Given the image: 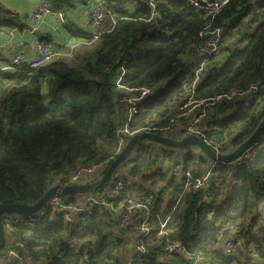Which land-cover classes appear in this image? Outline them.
I'll return each mask as SVG.
<instances>
[{
  "label": "trees",
  "instance_id": "obj_1",
  "mask_svg": "<svg viewBox=\"0 0 264 264\" xmlns=\"http://www.w3.org/2000/svg\"><path fill=\"white\" fill-rule=\"evenodd\" d=\"M102 1L104 18L97 40L89 42V34L74 33L77 41L93 46L91 51L84 46L75 64L57 58L37 70L25 66L0 73V204L38 201L48 187L66 181L75 162L113 160L117 130L123 122L119 102L123 90L114 79L123 60L127 71L124 86L156 88L141 103L130 131L159 134L152 128L178 116L183 79L193 68L183 56L192 55L211 18L185 0ZM46 2L52 14L67 18L88 0ZM211 24L223 27L227 37L238 34L236 41L246 43L244 47L234 44V48L229 43L231 49L222 50L225 58L209 61L195 100L259 85L248 108L238 99L219 101L203 123L224 149L233 150L264 118V1L227 0ZM6 28L23 32L30 26L0 1V32ZM39 40L49 43L51 36L45 33ZM260 136L251 159L236 168L218 162L198 191L191 187L183 191L185 178L170 177L168 171L182 158L184 169L193 178L202 177L206 157L186 147L175 151L149 142L137 144L133 155L104 186L117 177L126 180L114 206L127 193H152L151 213L160 220L170 215L165 227L168 239L182 243L191 253L201 252L202 259L210 256V264H264V250L257 259L242 250L234 257L217 251L232 226L238 225L244 237L264 226V132ZM73 196L65 199L74 202ZM77 219L68 211L49 207L34 225L17 227L14 235L27 244L28 255L37 264H125L130 251L126 240L132 230L113 231L116 216L98 205L80 224ZM151 225L158 228L159 221L154 218ZM211 245L214 254L209 251ZM145 252L135 264H193L194 260L160 252L154 246Z\"/></svg>",
  "mask_w": 264,
  "mask_h": 264
},
{
  "label": "built area",
  "instance_id": "obj_2",
  "mask_svg": "<svg viewBox=\"0 0 264 264\" xmlns=\"http://www.w3.org/2000/svg\"><path fill=\"white\" fill-rule=\"evenodd\" d=\"M149 1L153 2L154 0ZM185 1L204 11L206 15L211 18V22L214 15L227 2V0ZM125 2L126 1H122L120 4H125ZM84 9L88 10V23L91 27V31L85 32L86 35L89 34V37H91L87 41H95L98 37L97 32L100 28V23L104 18L103 1L88 0ZM32 10L33 11L29 16L30 32L42 23L46 15L51 14L46 0H38L36 6ZM153 14L154 11L152 12V15ZM53 15L62 19L61 15ZM211 22L208 27L200 32V41L195 46L192 55H190V57L188 55L183 56L184 60L192 62L193 68L183 79V97L176 106V110L179 111L178 116L171 119L168 124L154 127L152 129L158 132L160 131V135L174 139H178L182 136H198L206 142L213 152L227 154L232 150L224 149L222 141L218 140L217 137H214L213 132H206L203 128V123L206 121L208 115L213 112L215 104L219 101L232 102L238 99L242 101L244 107L248 108L259 92V85L252 83L245 90L234 88L228 93L218 94L210 99L195 100L194 96L196 87L209 64V61L214 58L220 59L223 53L222 50L227 44L225 43V40L229 37L225 34L223 27L212 25ZM77 42L78 41L75 40V38L71 36L67 37L63 42L64 48L60 49L59 47L51 45L46 40L43 41L37 38L32 47L33 57L28 58L22 51H15L6 60L2 62L0 61V73L6 74L7 72L15 71L17 68L25 66L37 70L43 68L57 58L72 59L79 47ZM87 43L88 42H86V44ZM57 45L61 46V44ZM1 51L2 48L0 47V52ZM125 65V60L120 62V66L116 70L114 79L116 86L123 90V94L119 99L121 104L120 113L122 114L123 122L116 134L118 140L116 155L122 150L128 139L134 135V133L130 131V125L136 117L141 103L144 99L149 98L156 90L155 87L149 85L139 86L138 88L124 86L122 79L127 74ZM256 145H254L253 148L244 151L240 157L235 159V161L225 164L231 165L234 168L238 167L243 161L249 160L254 156L253 153ZM190 150L193 152L195 149L192 148ZM132 155L133 154H131L130 157ZM195 155L198 156V154ZM218 162L220 161H210L203 176L193 178L190 171L184 169L183 159L180 158L179 161L169 169L168 175L173 178L179 175L185 178L183 191L190 187L193 191H198V189L205 184L211 171L215 168ZM109 163V160H103V162L100 163L90 162L84 165L75 162L71 173L66 177V181L59 184L66 186L69 184L88 182L83 181L87 178L98 176ZM125 184L126 180L124 178L117 177L115 181L105 185L100 191L77 195L81 198L74 202H70L65 198L52 197L38 212L28 218L15 213L2 214L0 216V221L6 238L5 247L0 251V263L6 264L12 260L17 264H37L32 256L28 255L27 244L14 235V230L17 227L29 228V226L34 225L37 218L43 215L49 207H52L56 212L68 211L78 218V222L80 221L78 224H80L81 221L86 220L88 215L91 214L92 208L95 205H98L103 208H108L116 216V225L112 228L113 231L118 232L119 229L124 228L132 230L131 235L126 240L130 251L127 257H125V264H135L141 255L146 253L145 251L148 246H154L160 252L164 251L170 254H173L172 251L177 252L179 254L178 256L182 255L185 259L191 260L194 258L193 264H197L202 257L201 252L191 253L182 243L172 242L168 239V233L166 232L165 227L170 215L166 216L163 220H160L155 214L151 213V205L155 197L152 193H148L144 190L138 191L137 193H127L124 195L125 197L119 205H113V200L116 198V195L123 192ZM178 202L179 199L176 201V204ZM174 208L171 209L170 213ZM154 218L159 221L158 228H153L151 225V221ZM81 227L82 226L80 225L78 230H80ZM228 232L229 234L224 238L221 248H219L224 254L234 257L242 250L247 252L251 257L257 259L259 251L264 250V226L257 227L254 232L247 234L246 237H244L243 232L238 225L237 227L232 226ZM250 238H253L254 241ZM9 240L11 243L7 246L6 241Z\"/></svg>",
  "mask_w": 264,
  "mask_h": 264
},
{
  "label": "water",
  "instance_id": "obj_3",
  "mask_svg": "<svg viewBox=\"0 0 264 264\" xmlns=\"http://www.w3.org/2000/svg\"><path fill=\"white\" fill-rule=\"evenodd\" d=\"M243 30L246 31L245 27ZM33 35H35L38 39H42L43 35L39 32V30L34 29L32 31ZM264 132V118L257 125L251 135H249L243 143L236 146L234 150L227 154L215 153L213 150L206 144V142L198 137V136H182L178 139L168 138L163 135H157L148 131H140V133H136L132 135L127 143L123 146L122 150L113 158V160L103 169V171L95 177L94 180L88 181L81 184H69L66 186H62L60 184L52 185L47 188V191L40 197V199L32 204H0V216L2 214H10L15 213L19 214L25 218L35 214L38 212L52 197L66 198L69 195H83L85 193H92L99 190L104 186L109 180L113 173L119 168L124 160L131 154H133L134 149L137 144H141L142 142L154 143L158 146H163L167 149L175 150L182 148L196 149L202 153V156L206 157L210 161H220L224 163H231L235 161L240 155L250 149L253 148L254 145L258 143V139L261 137L260 135ZM5 233L3 226L0 221V251L5 247ZM129 247V246H128ZM172 253L176 256L179 254L177 252L172 251ZM256 259V258H255Z\"/></svg>",
  "mask_w": 264,
  "mask_h": 264
},
{
  "label": "crops",
  "instance_id": "obj_4",
  "mask_svg": "<svg viewBox=\"0 0 264 264\" xmlns=\"http://www.w3.org/2000/svg\"><path fill=\"white\" fill-rule=\"evenodd\" d=\"M4 6L8 9L15 11L20 19L25 20L29 23V16L32 13V9L36 6L38 0H0ZM87 9L83 6L77 8L67 18L59 19L52 13L44 17L42 23L37 26V30L44 35L45 33L51 36V45L63 49V42L67 37H74V33L77 32H89L91 27L88 23ZM37 37L30 32L29 29H25L23 32L18 31L15 28H6L0 32V61L6 60L15 51H22L26 57H33V44ZM76 40V39H75ZM48 42V41H47ZM78 43V42H77ZM61 44V46L57 45ZM80 45V44H78ZM81 47V46H80ZM121 114V113H120ZM122 118V114H121ZM184 151L181 152V154ZM193 153L198 154L195 150ZM210 164V160L205 165L206 167ZM75 200L81 198L74 195ZM10 240L6 241V245L10 244Z\"/></svg>",
  "mask_w": 264,
  "mask_h": 264
},
{
  "label": "rangeland",
  "instance_id": "obj_5",
  "mask_svg": "<svg viewBox=\"0 0 264 264\" xmlns=\"http://www.w3.org/2000/svg\"><path fill=\"white\" fill-rule=\"evenodd\" d=\"M239 36H238V34H229V37L225 40V43H227L226 44V47L228 46L229 48H230V44L232 43V46L234 45V44H237V46L236 47H244L245 46V40H243V41H236L237 40V38H238ZM239 42V43H238ZM230 43V44H229ZM78 44H80V45H78L79 47H78V49L76 50V53H75V56L72 58V59H65L69 64H75L76 62L75 61H78V59H79V53H82V48L84 47V46H87V49H88V51H91L92 50V48H93V46L90 44V45H83V44H86L84 41H78ZM81 46V47H80ZM226 47H224V48H226ZM235 46H233V48H234ZM231 49V48H230ZM223 53H225V51H222ZM225 54L224 55H222L221 57H220V60H222L223 58H225ZM195 149V148H194ZM196 150V149H195ZM199 154H201V156H202V153L199 151V150H196ZM207 160H209V159H207L206 158V161ZM67 197V196H66ZM222 243H223V240L221 241V243H220V245H219V248H221V245H222ZM212 247H210V249H209V251L210 252H213V254L216 252V251H214V246L213 245H211ZM219 249H217V251H218ZM213 259L209 256V257H205V258H203L202 259V257L200 258V261L197 263V264H202L201 262L203 261V262H205V264H210V261H212Z\"/></svg>",
  "mask_w": 264,
  "mask_h": 264
},
{
  "label": "clouds",
  "instance_id": "obj_6",
  "mask_svg": "<svg viewBox=\"0 0 264 264\" xmlns=\"http://www.w3.org/2000/svg\"><path fill=\"white\" fill-rule=\"evenodd\" d=\"M63 18V17H62Z\"/></svg>",
  "mask_w": 264,
  "mask_h": 264
}]
</instances>
